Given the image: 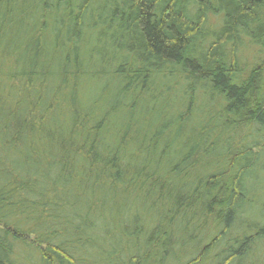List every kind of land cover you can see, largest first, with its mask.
I'll return each mask as SVG.
<instances>
[{
  "label": "trees",
  "instance_id": "obj_1",
  "mask_svg": "<svg viewBox=\"0 0 264 264\" xmlns=\"http://www.w3.org/2000/svg\"><path fill=\"white\" fill-rule=\"evenodd\" d=\"M0 264H264V0H0Z\"/></svg>",
  "mask_w": 264,
  "mask_h": 264
}]
</instances>
